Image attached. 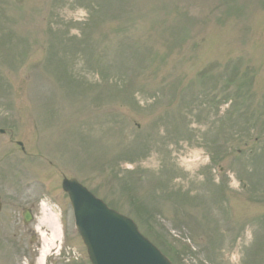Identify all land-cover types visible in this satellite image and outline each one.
<instances>
[{
  "label": "rangeland",
  "instance_id": "obj_1",
  "mask_svg": "<svg viewBox=\"0 0 264 264\" xmlns=\"http://www.w3.org/2000/svg\"><path fill=\"white\" fill-rule=\"evenodd\" d=\"M0 130V264H90L63 178L172 264H264V0H0Z\"/></svg>",
  "mask_w": 264,
  "mask_h": 264
},
{
  "label": "water",
  "instance_id": "obj_2",
  "mask_svg": "<svg viewBox=\"0 0 264 264\" xmlns=\"http://www.w3.org/2000/svg\"><path fill=\"white\" fill-rule=\"evenodd\" d=\"M62 189L69 196L91 264H170L131 220L108 209L74 180H64ZM30 219L24 216L25 223Z\"/></svg>",
  "mask_w": 264,
  "mask_h": 264
},
{
  "label": "bare ground",
  "instance_id": "obj_3",
  "mask_svg": "<svg viewBox=\"0 0 264 264\" xmlns=\"http://www.w3.org/2000/svg\"><path fill=\"white\" fill-rule=\"evenodd\" d=\"M52 221L54 223H56L55 222L56 220H54V218H52ZM35 230L37 232H39L40 229L38 227H36ZM39 235H40V237H43V233L42 234L39 233ZM47 248H48V243L44 242L43 245H42V248L40 250V254L38 256L37 262H36L37 264H44V260L46 259V256H47Z\"/></svg>",
  "mask_w": 264,
  "mask_h": 264
}]
</instances>
